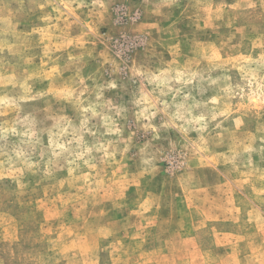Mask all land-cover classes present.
I'll return each mask as SVG.
<instances>
[{"label":"rangeland","instance_id":"rangeland-1","mask_svg":"<svg viewBox=\"0 0 264 264\" xmlns=\"http://www.w3.org/2000/svg\"><path fill=\"white\" fill-rule=\"evenodd\" d=\"M0 264H264V0H0Z\"/></svg>","mask_w":264,"mask_h":264}]
</instances>
